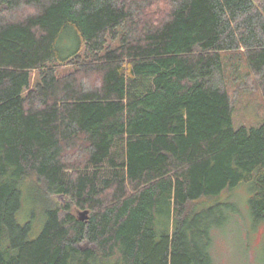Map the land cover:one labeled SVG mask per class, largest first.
Here are the masks:
<instances>
[{"label": "trees", "instance_id": "1", "mask_svg": "<svg viewBox=\"0 0 264 264\" xmlns=\"http://www.w3.org/2000/svg\"><path fill=\"white\" fill-rule=\"evenodd\" d=\"M253 88L264 0H0V264H215L208 201L264 222Z\"/></svg>", "mask_w": 264, "mask_h": 264}, {"label": "rangeland", "instance_id": "2", "mask_svg": "<svg viewBox=\"0 0 264 264\" xmlns=\"http://www.w3.org/2000/svg\"><path fill=\"white\" fill-rule=\"evenodd\" d=\"M229 89L233 92L235 88L229 84ZM263 121L261 93L255 88L240 93L234 110V127L259 126ZM251 195L249 186L242 184L208 201V206L229 202L235 208L229 211L225 225L212 233L210 249L215 264H264V222L253 217ZM77 215L80 217V213Z\"/></svg>", "mask_w": 264, "mask_h": 264}, {"label": "water", "instance_id": "3", "mask_svg": "<svg viewBox=\"0 0 264 264\" xmlns=\"http://www.w3.org/2000/svg\"><path fill=\"white\" fill-rule=\"evenodd\" d=\"M88 214H89L88 211H82V212H80V219L81 220L87 219Z\"/></svg>", "mask_w": 264, "mask_h": 264}]
</instances>
